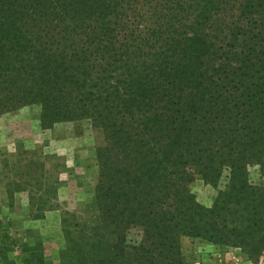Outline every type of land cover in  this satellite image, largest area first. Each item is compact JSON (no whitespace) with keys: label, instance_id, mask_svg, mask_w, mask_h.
<instances>
[{"label":"trees","instance_id":"trees-1","mask_svg":"<svg viewBox=\"0 0 264 264\" xmlns=\"http://www.w3.org/2000/svg\"><path fill=\"white\" fill-rule=\"evenodd\" d=\"M25 107L98 135L61 264H186L184 237L261 263L264 184L249 168L264 162V0H0V115ZM42 157L0 149L9 199L27 192L33 220L57 209ZM198 179L218 189L211 207ZM23 253L45 264L42 242Z\"/></svg>","mask_w":264,"mask_h":264},{"label":"rangeland","instance_id":"rangeland-1","mask_svg":"<svg viewBox=\"0 0 264 264\" xmlns=\"http://www.w3.org/2000/svg\"><path fill=\"white\" fill-rule=\"evenodd\" d=\"M98 135L86 120L59 123L47 129L41 125L38 111L25 107L0 115V149L5 155L21 150L36 151L46 157L52 181H59L56 208L42 219L31 218L29 194L16 193L13 198H3L5 183L0 174V246L4 258L23 264L25 245L42 242L45 264H61L60 251L65 245L62 218L65 211L83 212L91 202L97 184L98 169L96 148ZM253 185L264 184V162L249 168ZM223 180L220 184L222 188ZM197 201L211 207L218 189L201 179L191 184ZM53 190V189H52ZM135 233V232H134ZM136 237V233L133 235ZM186 264H254L238 250L220 247L189 237L182 238ZM1 251V250H0ZM0 264L3 259L0 256ZM264 264V255L261 263Z\"/></svg>","mask_w":264,"mask_h":264},{"label":"crops","instance_id":"crops-1","mask_svg":"<svg viewBox=\"0 0 264 264\" xmlns=\"http://www.w3.org/2000/svg\"><path fill=\"white\" fill-rule=\"evenodd\" d=\"M4 193H2L3 198L5 197L6 200H9L8 193L6 192V188H4Z\"/></svg>","mask_w":264,"mask_h":264}]
</instances>
